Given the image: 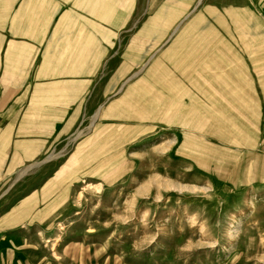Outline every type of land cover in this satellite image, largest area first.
Listing matches in <instances>:
<instances>
[{"label": "rangeland", "instance_id": "1", "mask_svg": "<svg viewBox=\"0 0 264 264\" xmlns=\"http://www.w3.org/2000/svg\"><path fill=\"white\" fill-rule=\"evenodd\" d=\"M73 7L89 81L0 182V264H264V0Z\"/></svg>", "mask_w": 264, "mask_h": 264}, {"label": "crops", "instance_id": "2", "mask_svg": "<svg viewBox=\"0 0 264 264\" xmlns=\"http://www.w3.org/2000/svg\"><path fill=\"white\" fill-rule=\"evenodd\" d=\"M81 20L73 0H0V182L48 148L51 124L75 116L74 85L89 81L74 76L90 60Z\"/></svg>", "mask_w": 264, "mask_h": 264}, {"label": "bare ground", "instance_id": "3", "mask_svg": "<svg viewBox=\"0 0 264 264\" xmlns=\"http://www.w3.org/2000/svg\"><path fill=\"white\" fill-rule=\"evenodd\" d=\"M97 116H98V113H97Z\"/></svg>", "mask_w": 264, "mask_h": 264}]
</instances>
